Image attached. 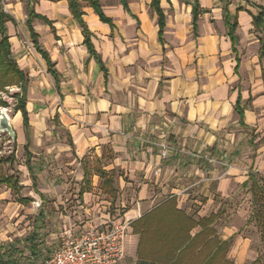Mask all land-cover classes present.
<instances>
[{
	"label": "crops",
	"instance_id": "obj_1",
	"mask_svg": "<svg viewBox=\"0 0 264 264\" xmlns=\"http://www.w3.org/2000/svg\"><path fill=\"white\" fill-rule=\"evenodd\" d=\"M99 2L113 26L102 21L87 2L81 4L107 74L90 53L69 0H2L12 17L6 23L12 57L28 77L31 161L37 153L33 148L42 147L38 137L47 133L52 117L70 139L65 146L75 160L93 149L99 156L107 146L113 150L114 159L103 169L115 171L118 190L134 194L131 203L121 202L127 217L135 221L174 197L177 207L196 219L218 214L213 224L217 228L220 209L235 210L251 171L258 173L264 185V30L253 22L264 0H199L204 11L196 30L191 3L161 0L166 16L161 39L153 0H125L128 8L122 0ZM30 11L36 15L31 24L38 43L58 73L59 90L33 42L27 24ZM226 15L230 23H237L235 41ZM12 118L30 171L22 112L15 111ZM38 121L41 125L35 127ZM164 143L170 148L166 158L160 151ZM209 157L217 163L209 162ZM30 173L34 191L43 200L46 195L37 188L35 169ZM123 174L129 181H124ZM79 194L92 196L90 190ZM248 196L251 199V191ZM16 201L20 209L30 202ZM246 204L247 199L240 207ZM43 214L45 208L39 216ZM25 220L19 212L0 233V240L12 243L32 234L27 231L34 227L23 228V222L29 225ZM64 222L66 232L60 231V237L74 230L67 217ZM231 226L224 227L226 235H219L224 240L238 232ZM200 230L196 227L192 235ZM37 232L36 238H44ZM128 238V245L136 250L139 235L133 226ZM37 242L41 254L52 243L48 238ZM243 261L241 257L235 263Z\"/></svg>",
	"mask_w": 264,
	"mask_h": 264
},
{
	"label": "rangeland",
	"instance_id": "obj_2",
	"mask_svg": "<svg viewBox=\"0 0 264 264\" xmlns=\"http://www.w3.org/2000/svg\"><path fill=\"white\" fill-rule=\"evenodd\" d=\"M247 1L251 2V0ZM258 1L256 0V2ZM19 92L20 89L16 86L0 92V114L3 111L2 109L5 108L8 110L10 117L15 118L14 106L17 103L16 94ZM1 100L7 102L9 106H1ZM14 123H17L16 119H14ZM47 123V133H43V136L39 135L37 140L38 142L42 140V147L39 151L36 147L33 148L37 153L34 154L31 161L38 179L37 188L46 195L43 200L34 191L32 174L26 166V156L19 147L18 137H16L13 126L15 135L0 131V158H13L12 162L1 166L3 173L5 175H16L23 184L22 190L18 193L0 184V233L21 212L26 218L25 221H29V225L25 222L22 223L23 228L34 227L30 231L27 229V232L35 233L40 230L37 233L42 234L41 237L44 238H37V240L48 238L52 242L48 245V249L42 253V257L48 256L60 245L61 237L59 233L60 231L66 232L65 217L73 223L74 231L77 232L83 231L89 224L106 228L111 225L114 217L125 215L127 209L122 207L121 202L131 203L134 198V194L127 192L125 188H119L116 200H112L101 192V180L96 175V169L99 167L106 169V166L114 159L115 154L110 147H106L107 149L104 150L102 156H99L93 149L82 159L75 160L70 149L65 146L70 142V139L62 128L60 129L58 121L51 117ZM35 125V127H39L41 122L38 121ZM123 179L129 181V177H124V174ZM117 186L119 187L118 183ZM82 188H89L92 196L84 195L83 198L80 197L79 193ZM247 188L249 187H242L243 194L237 199L235 210L229 211L227 208L222 210V206L216 229L221 237L226 235L223 230L227 225H232L233 229L238 230L236 235L228 238L231 242L227 254L230 260L240 262L242 257L244 258L243 264H253L255 260H259L264 264L263 230L254 218L253 211L257 205L253 197L250 199L248 196L250 190H246ZM20 197H31L33 199L30 202L23 203V209H20L16 205V200ZM246 199L247 204L240 207V203ZM41 208H45L46 214L40 217ZM232 209H234V206L231 207ZM251 216L252 220L249 221ZM57 225L61 229H58ZM55 233H57V238L52 239L53 236H56ZM244 239H248L247 245L242 243ZM128 240L129 238L126 241L124 257L118 264H143L138 259L137 248L135 250L132 245H128ZM9 243L0 240V255ZM21 247L24 250L23 261L27 263L33 261L36 264L41 262L42 259L31 257L30 247L26 242H22Z\"/></svg>",
	"mask_w": 264,
	"mask_h": 264
},
{
	"label": "trees",
	"instance_id": "obj_3",
	"mask_svg": "<svg viewBox=\"0 0 264 264\" xmlns=\"http://www.w3.org/2000/svg\"><path fill=\"white\" fill-rule=\"evenodd\" d=\"M81 1H85L92 6L102 21L110 23L112 26L113 22L103 12L99 0H69L70 10L83 27L85 43L90 53L96 58L105 74H107V69L92 44L91 32L83 20ZM184 1L192 4L193 26L196 30L199 17L204 10L200 6L199 0H192L191 2H189L190 0ZM122 2L124 6L128 8L125 0H122ZM160 3L161 0H153L152 7L159 16V35L161 39L165 28L166 16ZM34 16H36L35 13L30 11L27 21L28 27L31 30L33 42L37 50L46 59L49 71L55 77L56 87L59 90L58 73L54 69V64L48 53L40 47L38 36L32 27L31 21ZM11 19L12 17L5 12L2 0H0V92L4 91L9 86L15 85L20 88V92L16 94L17 103L14 106V110L21 111L23 115V124L27 134V144L25 145L27 165L32 172V154L28 151L30 143V122L28 111L26 109L28 77L24 71L19 68L18 64L12 57L11 43L6 27L7 21H10ZM263 19L264 8L258 15L253 16V22L256 28L264 30ZM226 24L230 28V36L232 40L235 41L236 36L234 32L237 23H230L229 16L226 15ZM262 44L261 55L264 56V41ZM1 106L8 107L9 105L7 102L1 100ZM236 111L240 116L242 115L238 104L236 105ZM12 161L13 158L11 157L0 158V184L6 185L18 193L22 189L18 177L14 174L5 175L1 167ZM96 173L101 178L100 186L103 192L112 200H116L118 189L116 187L115 171H106L103 168H97ZM247 186H249L254 202L257 205L253 211V215L257 224L263 230L262 238L264 239V185L262 184V178L258 173L254 171L250 172L249 180L244 183V187ZM86 191H89V188H86V190L82 188L81 194ZM19 200L30 201L31 198L20 197ZM217 217L218 214H212L209 217L196 219L193 216L188 215L184 210L179 209L175 198L172 197L151 210L149 213H146L139 219L133 221L132 226L134 233L139 235L137 246L139 261L143 264H236L227 256L231 247L230 240H224L221 238L217 229L213 225ZM251 220L252 216L249 221ZM196 227H201V230L195 235H192V231ZM36 236L35 233H32L23 240H15L14 242L9 243L0 255V262L3 264H36L33 261L29 263L23 261L24 250L21 247V243L26 242L29 244L31 257L41 259L42 254ZM253 264L262 263L259 260H255Z\"/></svg>",
	"mask_w": 264,
	"mask_h": 264
},
{
	"label": "built area",
	"instance_id": "obj_4",
	"mask_svg": "<svg viewBox=\"0 0 264 264\" xmlns=\"http://www.w3.org/2000/svg\"><path fill=\"white\" fill-rule=\"evenodd\" d=\"M169 150L167 144L160 145L162 157L166 158ZM208 160L217 163L216 158ZM132 223L133 219L124 215L114 217L106 228L89 224L83 231L71 230L61 236L60 245L42 257L39 264H118L124 257Z\"/></svg>",
	"mask_w": 264,
	"mask_h": 264
},
{
	"label": "water",
	"instance_id": "obj_5",
	"mask_svg": "<svg viewBox=\"0 0 264 264\" xmlns=\"http://www.w3.org/2000/svg\"><path fill=\"white\" fill-rule=\"evenodd\" d=\"M0 131L9 132L11 135H15L10 123V118L5 111H2L0 114Z\"/></svg>",
	"mask_w": 264,
	"mask_h": 264
},
{
	"label": "bare ground",
	"instance_id": "obj_6",
	"mask_svg": "<svg viewBox=\"0 0 264 264\" xmlns=\"http://www.w3.org/2000/svg\"><path fill=\"white\" fill-rule=\"evenodd\" d=\"M3 111H5L7 114H8V116H9V118H10V123H11V125H12V118L10 117V115H9V113H8V110L7 109H2ZM1 132H4V131H1Z\"/></svg>",
	"mask_w": 264,
	"mask_h": 264
}]
</instances>
